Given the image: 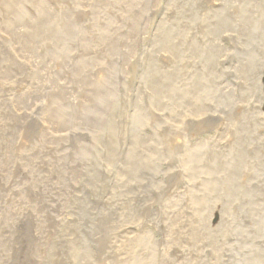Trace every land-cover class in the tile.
<instances>
[{
	"label": "rangeland",
	"instance_id": "374dc122",
	"mask_svg": "<svg viewBox=\"0 0 264 264\" xmlns=\"http://www.w3.org/2000/svg\"><path fill=\"white\" fill-rule=\"evenodd\" d=\"M28 263L264 264V0H0V264Z\"/></svg>",
	"mask_w": 264,
	"mask_h": 264
},
{
	"label": "bare ground",
	"instance_id": "6f19581e",
	"mask_svg": "<svg viewBox=\"0 0 264 264\" xmlns=\"http://www.w3.org/2000/svg\"><path fill=\"white\" fill-rule=\"evenodd\" d=\"M54 231V230H53ZM31 234V233H30ZM33 235V234H32ZM31 235V236H32ZM36 236V235H35ZM37 237V236H36ZM37 239V238H36ZM40 239V238H39ZM25 242V241H24ZM29 246V245H28ZM20 247V246H19ZM29 248V247H28ZM29 250V249H28ZM22 251V250H21ZM31 251V250H30ZM18 253V252H17ZM21 255V254H20ZM18 256V255H17ZM31 257V256H30ZM25 258V257H24ZM29 258V257H28ZM28 262V261H27ZM29 264V263H28Z\"/></svg>",
	"mask_w": 264,
	"mask_h": 264
}]
</instances>
